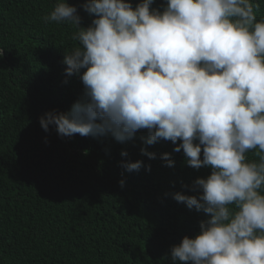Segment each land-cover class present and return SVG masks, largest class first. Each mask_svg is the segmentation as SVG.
Returning <instances> with one entry per match:
<instances>
[{"label":"clouds","instance_id":"9594fccd","mask_svg":"<svg viewBox=\"0 0 264 264\" xmlns=\"http://www.w3.org/2000/svg\"><path fill=\"white\" fill-rule=\"evenodd\" d=\"M59 0L45 23H68L79 46L64 54L65 77H78L82 94L67 112L38 118L61 139L111 137L124 144L136 134L140 154L171 142L193 170L210 168L177 203L203 212L199 234L170 249L172 264H264V20L251 0ZM83 10L94 17L82 27ZM5 50L0 48V56ZM67 83V79L64 81ZM179 141V143H177ZM258 150L259 163L246 153ZM127 157L126 151H121ZM164 166L173 167L170 153ZM127 172L151 166L125 161ZM121 187L124 180L119 181ZM238 209L230 212L228 205Z\"/></svg>","mask_w":264,"mask_h":264},{"label":"trees","instance_id":"16d2710c","mask_svg":"<svg viewBox=\"0 0 264 264\" xmlns=\"http://www.w3.org/2000/svg\"><path fill=\"white\" fill-rule=\"evenodd\" d=\"M58 2L0 0V264H172L171 247L198 235L208 217L171 194L198 195L188 188L211 169L188 167L183 151L166 141L147 146L156 159L142 156L146 131L120 144L110 136L61 139L41 129L39 117L67 112L83 88L78 77H65L62 63L79 46L71 38L76 29L42 19ZM251 2L259 5L256 22L264 20V0ZM78 12L88 27L94 17ZM257 152H247V162L259 163ZM162 153L171 154L173 167L164 166ZM137 160L151 170L120 166Z\"/></svg>","mask_w":264,"mask_h":264}]
</instances>
